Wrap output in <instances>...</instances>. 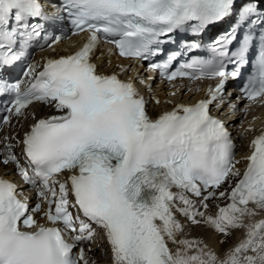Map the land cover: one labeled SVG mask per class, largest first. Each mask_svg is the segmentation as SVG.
<instances>
[{
	"label": "snow or ice",
	"instance_id": "snow-or-ice-1",
	"mask_svg": "<svg viewBox=\"0 0 264 264\" xmlns=\"http://www.w3.org/2000/svg\"><path fill=\"white\" fill-rule=\"evenodd\" d=\"M232 18L207 44L198 39ZM81 33L76 51L28 63L21 79L4 75L32 47L55 52ZM176 34L194 39L165 55ZM101 42L113 47L98 51ZM113 49L149 61L162 81H188L180 85L187 92L201 90L191 87L197 81L218 83L207 86V99L153 117L131 79L99 71L96 61ZM201 49L208 55L181 59ZM249 63L241 96L264 106V0H0V97H7L0 129L13 118L34 121L20 138L0 135V164L14 165L37 198L30 207L17 184L0 176V264H98L84 245L101 234L110 264H264V218L254 219L264 215V130L241 170L232 134L210 114ZM30 106L54 114L38 117ZM228 107L235 115L236 104ZM219 199L228 203L209 214V202ZM192 226L222 236V246L234 231L244 235L218 251L202 237L187 238Z\"/></svg>",
	"mask_w": 264,
	"mask_h": 264
},
{
	"label": "bare ground",
	"instance_id": "bare-ground-1",
	"mask_svg": "<svg viewBox=\"0 0 264 264\" xmlns=\"http://www.w3.org/2000/svg\"><path fill=\"white\" fill-rule=\"evenodd\" d=\"M47 56H54V54L52 52H49V53H47ZM112 63L113 62L111 61V64ZM106 65H107V62H104L103 66H106ZM111 69H112L111 67L105 68L106 71H109ZM161 95L166 96V92L163 91L161 93ZM230 98L232 99V96ZM171 100H174V99H171ZM185 100L189 101L190 98L186 97ZM168 108H169L168 105L155 106L151 110V113L153 115H155V114L160 113L161 110H163V109L165 110ZM33 110L36 111V114L38 117L43 116V115L54 114V111L52 109H47V108H44L43 106H32L28 110V112L30 113ZM257 112H259V111H257ZM260 114H261V116H260L261 120L257 121L253 125L254 131L249 133V135L245 139H243V137H242L243 131H241L236 124L231 129L232 135H233V137H235L238 147H240V151H239L237 159L241 160V163L238 164L237 167L240 168L241 170H243L244 169L243 167H245V162L242 160V158L249 154V144H250L251 140L254 139L257 135H259L262 130H264V111H261ZM33 122L34 121L31 118H29L26 121L23 118H21L19 122L17 121V119H15L12 122V125L10 127L3 130L2 135L10 134L12 136H16L17 138H20L23 136V133L28 130L29 126ZM246 129H247V127L245 128V130ZM13 143H15V141H13ZM19 148L20 147L17 144L15 149H14L16 154H18ZM5 172L14 173V169H11L10 166L1 165L0 166V174H3ZM227 203H228V201L226 199H219L216 201H210L209 202V204H210L209 214H214L217 211L216 205L223 207V206H226ZM179 218L183 221V217H179ZM262 218H264V215L257 216L254 219L259 220ZM185 232H186L187 238H193V237L204 238L207 243H209L213 248L217 249L218 251H223L224 248L235 244L240 239H242L243 235H244L243 230L234 231L233 235L230 238H228L227 244L222 246L218 243V241L220 239H223V237L214 234L211 229H206L204 227L192 226L190 228H186ZM102 249H105V251L101 252ZM107 250H108V248L105 244H102V247H100L99 249H97L96 245H93L91 247V252L89 253V256L91 259H95L98 262V264H110V253L108 255L104 254Z\"/></svg>",
	"mask_w": 264,
	"mask_h": 264
}]
</instances>
